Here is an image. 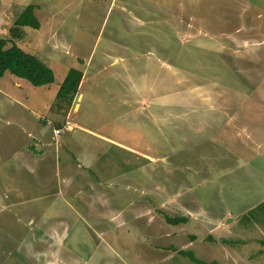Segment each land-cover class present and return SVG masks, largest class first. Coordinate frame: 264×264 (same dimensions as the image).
I'll return each mask as SVG.
<instances>
[{
  "label": "rangeland",
  "instance_id": "1",
  "mask_svg": "<svg viewBox=\"0 0 264 264\" xmlns=\"http://www.w3.org/2000/svg\"><path fill=\"white\" fill-rule=\"evenodd\" d=\"M29 5L54 81L0 77V264H264V0H0V38Z\"/></svg>",
  "mask_w": 264,
  "mask_h": 264
},
{
  "label": "trees",
  "instance_id": "2",
  "mask_svg": "<svg viewBox=\"0 0 264 264\" xmlns=\"http://www.w3.org/2000/svg\"><path fill=\"white\" fill-rule=\"evenodd\" d=\"M26 26L35 29L39 28V21L34 15L33 5L27 6L15 19L9 29L10 37L0 38V77L6 72H9L16 77L27 80L35 86L50 84L54 81L52 68L37 55L23 50L14 42L24 38L25 33L23 27ZM81 79L82 71L76 68H70L60 84L57 97L68 99L76 95ZM258 206L264 209V201ZM169 220L174 223L181 221L177 218ZM188 255L191 261L205 264L191 253H188Z\"/></svg>",
  "mask_w": 264,
  "mask_h": 264
},
{
  "label": "built area",
  "instance_id": "3",
  "mask_svg": "<svg viewBox=\"0 0 264 264\" xmlns=\"http://www.w3.org/2000/svg\"><path fill=\"white\" fill-rule=\"evenodd\" d=\"M55 132H58V130L56 129ZM59 133V132H58Z\"/></svg>",
  "mask_w": 264,
  "mask_h": 264
},
{
  "label": "crops",
  "instance_id": "4",
  "mask_svg": "<svg viewBox=\"0 0 264 264\" xmlns=\"http://www.w3.org/2000/svg\"><path fill=\"white\" fill-rule=\"evenodd\" d=\"M123 147H126V148H128L127 146H123Z\"/></svg>",
  "mask_w": 264,
  "mask_h": 264
}]
</instances>
